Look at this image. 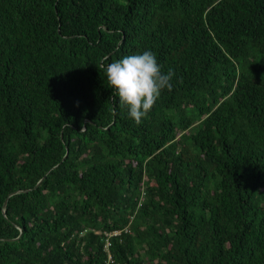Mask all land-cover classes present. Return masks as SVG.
<instances>
[{
    "label": "trees",
    "instance_id": "1",
    "mask_svg": "<svg viewBox=\"0 0 264 264\" xmlns=\"http://www.w3.org/2000/svg\"><path fill=\"white\" fill-rule=\"evenodd\" d=\"M0 264H264V0H0Z\"/></svg>",
    "mask_w": 264,
    "mask_h": 264
},
{
    "label": "clouds",
    "instance_id": "2",
    "mask_svg": "<svg viewBox=\"0 0 264 264\" xmlns=\"http://www.w3.org/2000/svg\"><path fill=\"white\" fill-rule=\"evenodd\" d=\"M106 79L115 91L128 116L142 123L164 90H171L175 73L161 71L156 54L151 50L125 55L105 67Z\"/></svg>",
    "mask_w": 264,
    "mask_h": 264
}]
</instances>
